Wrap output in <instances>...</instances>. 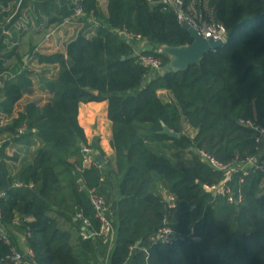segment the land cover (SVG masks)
Listing matches in <instances>:
<instances>
[{
    "label": "trees",
    "instance_id": "obj_1",
    "mask_svg": "<svg viewBox=\"0 0 264 264\" xmlns=\"http://www.w3.org/2000/svg\"><path fill=\"white\" fill-rule=\"evenodd\" d=\"M1 1L7 7L11 0ZM14 1L12 12L20 0ZM106 1V16L99 0L33 3L46 27L63 23L77 7L81 20L98 23L95 35L79 33L65 53L38 54L39 63L58 67L45 82L51 94L45 105L29 102L13 116L23 96L34 92L32 72L22 57L20 68L0 62V114L10 117L0 121V264H14L12 250L21 251L14 232L25 236L33 264H264V173L246 176L242 200L229 203L203 188L224 174L197 154L231 163L258 152L253 131L240 120L264 126V0H207L227 28L226 44L187 70L151 78L134 56L139 41L165 65L161 46L190 44V34L160 0ZM124 31L136 37L128 40ZM17 50L16 43L4 57ZM101 101L108 102L113 123L115 169L84 165V146L94 156L105 154L88 143L79 106ZM162 123L179 137L161 134ZM12 142L17 149L9 156ZM24 150L32 158L20 159ZM239 180L235 174L236 185ZM93 191L107 202L113 237L99 234ZM165 221L173 230L170 243L158 239Z\"/></svg>",
    "mask_w": 264,
    "mask_h": 264
},
{
    "label": "built area",
    "instance_id": "obj_2",
    "mask_svg": "<svg viewBox=\"0 0 264 264\" xmlns=\"http://www.w3.org/2000/svg\"><path fill=\"white\" fill-rule=\"evenodd\" d=\"M160 3L163 4L164 9L172 10L176 13L180 24H182L184 21H187L205 38L227 40V28L215 19L213 9L209 6L207 0H160ZM83 14L82 8L77 7L75 16L82 17ZM123 34L128 40H132L136 37L127 31H124ZM136 55H138L141 64L149 70V78H151L153 74L163 73V59L144 53L142 44L137 46ZM3 77L4 74L0 72V98L5 87ZM10 77L14 78V75H11ZM240 122L245 126H248L253 131L258 150L255 155L249 156L246 159L237 158L231 163H223L210 154L202 153L209 165L224 174V177L220 182L214 184L205 183L203 184V188L210 192L215 198L219 196L226 198L229 203H237L238 201L242 200L240 183H243L246 176H248L252 171L264 173V161H262L261 158L263 155L261 152V146L264 142V126L256 124L251 120L242 119ZM25 130V126L21 127L19 130L20 134L24 133ZM1 148L2 142H0V150ZM83 150L85 152L84 165H89L91 162H93L95 157L93 150L88 146H84ZM235 174H240L239 185H236L234 182ZM165 196L170 205L174 206V196L169 195L167 192H165ZM90 198L94 208L95 218L100 222L99 234L106 237H113L114 229L108 216L109 208L105 198L94 191L90 193ZM80 216L82 215L80 214L79 217ZM84 223L86 225L90 224L89 220L86 218L84 219ZM83 237L88 238V233H83ZM172 238L173 230L167 224V221H165L164 226L160 228L158 232V239H161L165 243H170ZM33 257L34 253L32 250H29L26 255L21 251L13 249L10 255V258L14 264H33Z\"/></svg>",
    "mask_w": 264,
    "mask_h": 264
},
{
    "label": "crops",
    "instance_id": "obj_3",
    "mask_svg": "<svg viewBox=\"0 0 264 264\" xmlns=\"http://www.w3.org/2000/svg\"><path fill=\"white\" fill-rule=\"evenodd\" d=\"M25 1V4L22 7V2ZM100 1V6L102 8V11L104 13V15L106 16L107 13V1L104 0V6ZM36 0H20L18 3L17 8L12 12V6L14 3H16V1L11 0L9 1L7 7L3 6L2 1L0 0V62L4 61L3 64L4 66L7 67H15L16 64H20L19 63V57L23 58L24 61V68L27 65V61L29 58H32L33 55L35 54V52H39V54H44V55H50L56 52H66V48L68 43L73 40L75 37L78 36L79 33L81 32H86L87 36H92L96 34V28L98 23L94 22L93 19H89L88 23H85V21L81 20L80 17H76L75 15L67 18L63 23L59 24V25H55V29L53 30L51 33H48L46 35V37H43V39L41 40V45L43 43H45L47 48H41V45H38L36 47V45L30 47V39L31 36L29 33L25 32L24 30H20L18 31V29L16 28V26H14L16 23L18 22L19 17L22 15V11L25 9V11H28V14L31 15L33 13V18H36L35 16H39V19L36 18V21L38 24L37 25H41L44 22V25L42 26V28H40V31L46 32V25H47V18L44 17L42 15V12L40 10H33L34 12H32V8L31 5H33V3H35ZM7 12V16H3L1 18L2 13ZM10 13V14H9ZM16 13V14H15ZM9 14V15H8ZM15 14V16H14ZM18 17V19L15 20V18ZM11 20V21H10ZM12 23L13 25L9 28L8 24ZM42 22V23H40ZM86 24V26L84 27V29H82L81 31H75V27L72 26L73 24ZM89 25V26H87ZM46 28V29H45ZM43 29V30H41ZM69 29V30H68ZM54 36V38H53ZM15 37H18V41L15 40ZM37 38V37H35ZM54 41H58L62 47L59 48H63L61 51H59L56 48H52V46L50 45L51 40ZM29 41V42H28ZM16 43L18 44V50H17V55H12L10 57L5 58L7 54H10L13 47L16 45ZM53 43V42H52ZM145 43V42H144ZM141 40L139 41V44H144ZM48 45V46H47ZM4 47V48H3ZM49 47V48H48ZM33 51V54L30 55V52ZM5 56V57H4ZM27 57V60H25ZM39 65L42 66H54V65H49V64H45V63H39ZM56 70L58 73V67L56 66ZM33 75V74H32ZM34 88V87H33ZM45 93L48 94L49 98L51 97L50 93H48L47 90ZM35 92V91H34ZM34 92L32 94H25L23 96L24 97H31L34 95ZM22 98V99H23ZM22 99L20 101H22ZM49 100V99H48ZM42 101H39V104L42 105ZM44 105V104H43ZM26 104H21V102H19L13 112V116H17L19 112L23 111L25 108ZM108 107L109 104L107 101H101V102H89V103H81L79 106V115H78V120L80 125L83 127L86 137L88 139V143L89 144H95L98 147H101V149L104 152V162L103 164H106L107 166H110L111 168L115 169L114 166V160H115V151L111 146V139H112V135H113V123L112 121L108 118ZM10 117L8 118L7 115H2L0 114V121L2 124H5L7 122H9ZM94 126H97V129L95 130V133L98 134L96 138H93L91 140L90 138V134H91V130ZM2 137V136H1ZM0 141H2L0 139ZM14 149V152L17 149V145L15 143H11L8 147H7V155L9 156H13L14 152H11ZM31 149H34V147H32ZM264 150V147L262 149V153ZM20 159H23V154L22 157ZM13 163V162H12ZM16 165H19V162L15 163ZM14 236H16V240H17V244L18 247L21 251H23V253H25L27 255L29 248L27 246L26 243V238L24 235L18 233V232H14Z\"/></svg>",
    "mask_w": 264,
    "mask_h": 264
},
{
    "label": "rangeland",
    "instance_id": "obj_4",
    "mask_svg": "<svg viewBox=\"0 0 264 264\" xmlns=\"http://www.w3.org/2000/svg\"><path fill=\"white\" fill-rule=\"evenodd\" d=\"M101 2L103 4V6H104V3H103L104 0H101ZM31 8H32L31 9L32 12H34L35 9L33 8V5H31ZM15 14H14V16H15ZM21 14L22 15L19 17L18 22H15L16 24L14 26H16V28L18 29V31H19V29L20 30L22 29L25 32H27V33L30 34L31 38L28 39V40H30V47L29 48H31L34 45H36V47L38 45H41V40L43 39V37H46V35L48 33H51L53 30H56L55 29L56 27L53 25L51 27H46L47 28V29L45 28L46 29V32L40 31V28H42V26L44 25V22L41 25H37L38 23L36 21V18L39 19V16L36 15L35 16L36 18H33V13L31 15H29L28 14V11H25V9L22 11ZM10 21H9V24H8L9 25L8 26L9 28L13 25L12 23H10ZM40 23H42V22H40ZM85 23L84 24H78V25L73 24L72 26L75 27V29H74L75 31H81L86 26ZM87 26H89V25H87ZM41 30H43V29H41ZM35 37H37V38H35ZM53 38H54V36H53ZM49 46H52V48H56L59 51H61L63 49V48H59V47H62L61 44L57 40L54 41V39L51 40ZM41 48H47L46 45H45V43H43L41 45ZM38 54H39V52H35V54L33 55V57L28 59L27 65L25 67L28 70H30L32 72V74H33L32 75V79H33V83H34V91L35 92H34V95L33 96H31V97H24L22 99V101H20L21 104H24V105L27 104V103H29V102H32V101H38L39 102L40 100H43L42 101V105L43 104L45 105L50 100V98H51V97L49 98L48 94L45 93L46 91H44L45 90L44 85H45V82L47 80H49V79H51V78H53V77H55L57 75L56 66H47V65L46 66H42V65H39L38 64ZM16 66H17V68H20L21 65L20 64H16ZM14 68L15 67H12V69H14ZM163 94L165 95L166 93H162L161 96L165 100H168L167 97H166V95L164 96ZM96 129H97V126H94L92 128V130H91V134H90L91 140L93 138H96L97 135H98V134L95 133V130ZM190 133H192V132H190ZM94 136H96V137H94ZM31 150H33V149H31ZM11 152H14V149ZM97 155H98V152H97ZM24 156H29V157L32 158V156L29 155L28 151H25V150L23 151V157Z\"/></svg>",
    "mask_w": 264,
    "mask_h": 264
},
{
    "label": "water",
    "instance_id": "obj_5",
    "mask_svg": "<svg viewBox=\"0 0 264 264\" xmlns=\"http://www.w3.org/2000/svg\"><path fill=\"white\" fill-rule=\"evenodd\" d=\"M181 26L190 34L193 41L190 44L181 46H161V50L169 57V62L162 68L163 73H168L171 71L180 72L187 70L190 66L200 64L207 53L225 45L227 42L223 39L215 40L213 38H205L187 21L182 22ZM134 56H136V54H134ZM25 60H27V57ZM162 124L163 130L161 131V134L167 135L171 138L179 137V133L173 131L165 123ZM197 154L200 157H203L200 150H197ZM93 161L102 165L104 158L98 154L94 157ZM89 233L92 234L91 231Z\"/></svg>",
    "mask_w": 264,
    "mask_h": 264
}]
</instances>
